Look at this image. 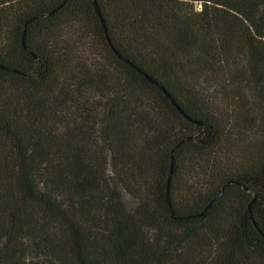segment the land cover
Instances as JSON below:
<instances>
[{
  "label": "trees",
  "instance_id": "1",
  "mask_svg": "<svg viewBox=\"0 0 264 264\" xmlns=\"http://www.w3.org/2000/svg\"><path fill=\"white\" fill-rule=\"evenodd\" d=\"M0 264H264V0H0Z\"/></svg>",
  "mask_w": 264,
  "mask_h": 264
},
{
  "label": "water",
  "instance_id": "2",
  "mask_svg": "<svg viewBox=\"0 0 264 264\" xmlns=\"http://www.w3.org/2000/svg\"><path fill=\"white\" fill-rule=\"evenodd\" d=\"M96 6V5H95ZM97 9V8H96ZM97 12H98V9H97Z\"/></svg>",
  "mask_w": 264,
  "mask_h": 264
}]
</instances>
